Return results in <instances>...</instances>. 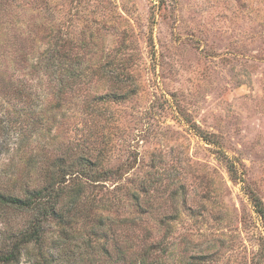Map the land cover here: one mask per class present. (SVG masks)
<instances>
[{
  "label": "rangeland",
  "instance_id": "obj_1",
  "mask_svg": "<svg viewBox=\"0 0 264 264\" xmlns=\"http://www.w3.org/2000/svg\"><path fill=\"white\" fill-rule=\"evenodd\" d=\"M67 150L109 170L75 224L108 253L76 264H138L144 228L153 264H264V0H0V190ZM29 218L0 205V234Z\"/></svg>",
  "mask_w": 264,
  "mask_h": 264
},
{
  "label": "trees",
  "instance_id": "obj_2",
  "mask_svg": "<svg viewBox=\"0 0 264 264\" xmlns=\"http://www.w3.org/2000/svg\"><path fill=\"white\" fill-rule=\"evenodd\" d=\"M87 67H68L67 80H69L68 76H71L72 81L85 76L88 81ZM62 75L66 76V74ZM201 136L209 140L206 134ZM216 153L225 161L231 176L238 178L237 169L227 155L219 149H216ZM98 163L97 158L91 159L84 153L76 151L68 153L67 150L52 156L46 165L42 166L41 180L37 185L23 182L18 176L12 180V191L0 190L1 206L28 212L30 215L24 225L16 227L9 233L1 232L0 264L19 263L22 254L33 259V264H76L75 259L80 258L81 255H88L87 262L91 263L95 259V251H99L100 254L108 253L109 236L103 216H96L87 227L84 225L82 232H76L75 227L78 220L88 217L82 207L83 203L85 202L89 207L92 205L89 198L83 200L85 186L89 187L105 176L103 174L109 172L108 169L100 168ZM98 167L101 170H98ZM15 188H19L16 193ZM251 198L264 222V207L260 198L257 195H252ZM50 221L54 222V229L50 227ZM47 224L49 228L46 227ZM143 230L146 234L140 239L141 243L139 242L137 263L153 264L154 262L149 260L151 254H158L156 261L161 260L168 247L158 239L149 238L150 229ZM52 231H55V235L50 240L47 235ZM74 239L79 245L72 243ZM81 246H83L82 250L74 251V248L80 249ZM55 248L57 252L51 251Z\"/></svg>",
  "mask_w": 264,
  "mask_h": 264
}]
</instances>
